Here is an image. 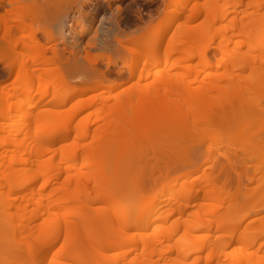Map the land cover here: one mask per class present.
Segmentation results:
<instances>
[{
    "label": "bare ground",
    "instance_id": "obj_1",
    "mask_svg": "<svg viewBox=\"0 0 264 264\" xmlns=\"http://www.w3.org/2000/svg\"><path fill=\"white\" fill-rule=\"evenodd\" d=\"M240 1L242 0H232V2L228 0L227 2L230 3L226 4L230 5L235 3V5H239L241 4ZM184 2L186 5L188 0ZM220 2L221 0H208L205 3L204 13L206 14L207 20L203 24L199 26H193L191 21H186L179 25L175 36H173V39L170 40L171 42L165 51L168 58H171L176 54L182 55L187 50L198 49L195 54L189 56L183 55L181 58L183 60H194L196 58L205 66H212L206 55L208 49L207 47L209 46L206 45V47H203V41L212 30L216 31V27L214 26L213 22L215 20L217 21L216 18L218 17L217 12L220 11ZM24 3L25 2H23V0H0V59L1 56L3 60H9L11 57V50L6 48L9 45L10 40H17V45H22L23 47H31L30 43L28 42L37 41L35 35L36 31L33 29L34 27L26 23L28 19L33 18L32 16L34 14L28 12L27 9H29L30 6L28 7ZM5 4H7L6 7ZM25 5L27 6V9H24L26 8ZM4 7L5 13L1 12V9ZM31 7L33 6L31 5ZM263 7L264 0H253L252 9L244 11L242 17L237 16L229 26H225L226 30L230 31V33L232 32L233 34L229 35L228 32L222 31L223 34H221L219 48L224 54L223 60H225L226 63L228 62V66L231 67L232 64V67H238L244 57L249 55L248 51H242L244 46H247L248 49L252 51L264 50ZM32 10L34 13V9ZM233 11L235 13L239 12V10ZM179 13L180 11L177 14L179 15ZM227 14H229L228 11L222 15V18H226ZM196 16V14L187 15V18L191 19ZM177 17L179 16H176L175 18ZM65 20L63 19L59 21L57 24L58 28H63L64 24L66 23ZM239 21H241V23H239ZM170 23H172V21H170ZM166 27L168 26L166 25ZM60 29L59 32L62 31ZM166 33H164V38V35H160V37L158 36L157 39H152L153 42H151V40L150 42L148 41L147 43H150L151 46H149V44L145 45L143 42L142 43L146 47L148 45L149 50H153L155 53H158L160 51V46L167 39ZM56 34H58L57 31ZM61 34L63 35V33ZM58 35L63 37L60 34ZM49 36L50 35L48 33L46 37L49 38ZM55 36L54 38L57 37ZM235 36L244 37L246 41L235 42V47L232 48L231 46L232 43H234ZM143 41L145 42L146 40ZM122 47L128 50H133L130 45L123 44ZM34 49L37 50V55H39L37 61L39 63L41 62V64H43V62L45 63L43 57L41 58L42 60L40 59L41 53L39 47H34ZM157 58L149 56V65L155 66L158 64L160 65V63H170L168 60H161ZM142 59L145 60V58ZM96 60L94 59L92 61L94 65L97 63ZM135 61L137 62V60ZM138 62L140 63L141 61ZM145 62L147 63V61ZM126 65L130 66L131 63ZM175 65L177 64L175 63ZM175 65L173 62L172 66ZM21 66L22 65H20V68ZM9 67L10 70H12L10 65ZM27 67L24 66L23 69H25L20 71L21 73L18 72L20 74L19 76L17 75L18 79H21V81L18 80L19 83L22 82L25 85L32 86L37 80V77L38 80H46L48 83L49 81L51 83L53 78L48 76V71L47 73L42 69L43 72H40L36 77V74H34L30 69L28 70L29 67ZM134 68L136 69L137 67L134 65ZM134 68L132 65V72L135 70ZM173 68L170 67V69L168 68L169 70H164L157 73V86H150V84H146L149 86L143 87L144 85L140 86L139 84L137 87L133 86L134 88L132 89L129 87L123 88L118 92V94H115L116 97L114 95L113 98L116 99H114L113 102L109 101V103H106L105 99H100V101L102 100V106L96 99V97H98L97 95H92L88 98H85V100L87 99L86 101L82 98L77 100V102L73 103L71 107L65 110L68 111L67 113L71 114L69 122L72 123L73 119H75L84 111H89L86 113V117L84 118L83 122L85 123H80L82 126L81 129H83L85 126H88L89 124H92L91 122L93 121L100 124L99 128L94 135H89L88 132L83 130L79 131L78 135L73 140L62 145L60 148L58 147L53 153L45 150H36L31 152L28 150L30 145L28 142H26V139H28L32 133V131L29 130L31 125L29 126L28 123L25 124L29 127V131H27L29 134L27 132L25 134L30 136L28 137V135H26L25 140L24 138L22 140L19 138L20 142L17 141L18 139L15 135H18L19 131L21 132L25 129L20 130L17 128V130H15V133L16 131L17 133L14 135L12 130L6 131L0 128V149L4 150L0 152V180H3V182L6 183L7 187L10 189L8 191H4L1 188L0 198L3 200L4 197L11 195L13 196L14 194L15 199H18V201L12 205L14 207L17 205L19 211L18 213L9 212L10 214L7 212L8 215L6 219L3 220V223L10 224V222L13 223L12 221L14 220V222H16L18 219L19 222L16 223H19V225H16L20 226L19 229L21 228L23 230L21 235L23 236L22 238L24 239L25 246L31 248L32 250H38V257L36 261L37 264H42L41 262L44 263V261H46L49 257H51L50 261L52 264H191L188 262V246L193 241V234H185L181 238L176 239V234L170 232V226L177 227L179 229L181 225L188 226L191 221L187 220V222H182L178 219L177 221L173 222L171 215L168 214L169 212H166L168 211L166 208V210L163 212L158 211L154 213L156 207L159 204L161 195L164 194L166 189L168 192H171L172 190H170V186L169 188L163 187L161 188L163 190H161L159 185L158 187L161 192L156 191L155 193L157 186L155 187V185L152 183L146 186L147 181L146 185L141 186L139 183L137 186L138 183H135V181H137L135 179H142L143 173L141 175V172L144 170L142 167L143 165H140L142 164L141 160H137V157L135 158V153L138 151L137 149H139L141 154L144 151L145 153L146 151H150L155 140L154 134L164 132L168 128L172 127L176 119L180 120L192 117L190 120L191 126L204 125L205 129L209 131H211L212 127L214 126L212 129V133H215L214 135L212 134L214 136L213 139L216 138L217 135H222L220 130L227 128L228 124H226V118L230 111H234L232 110L234 109L233 105L237 103L238 100L240 103H243L247 97V92H250L253 88H255L254 86L258 82L259 83L257 85L261 84L260 82L263 80L264 75L262 71L253 69L250 73L249 79L246 78V81L244 80L245 83L242 81L244 83L243 88V85L241 86V82L238 80L243 79L241 76L242 74H239L240 76L238 74L236 76L235 72L231 74V72H233L231 71L233 69L232 68L230 71H225L228 74V81H226L224 84L222 83V80H224L223 78L225 77H223L222 73V76H219V73H216V75L219 74L216 76L215 73L212 72V76H216V79L211 76L212 78L209 77L211 80L204 83V85L200 86L199 88H196L193 86V84H190L191 82H187L183 79H177V76L171 72ZM207 75L210 76L211 72L210 74H206V76ZM235 76L237 78H235ZM46 77H49V81L46 79ZM178 78L180 77L178 76ZM53 80L54 81H52L51 85L54 87L51 92L49 89L41 91V94L39 93L40 90L37 92L41 96V98L39 97L40 100L44 98L47 93H50V95L53 96V102L66 103L77 98L75 96L77 94L80 95L81 92H86V90L87 92H91L92 89V91L99 89L98 85V89H95L97 87L93 85L94 87L90 86L81 91H71L65 96H60L58 90L62 87L63 81H58L56 79ZM140 80L141 78H139V82ZM16 87L18 88L19 86ZM3 89L4 86H0V117L3 119L6 118V120H12V118L15 116H17V118L20 116H22V118H30L32 116L31 110H34L36 107L40 106L39 99L37 101L32 97V94L34 93L33 89L28 91L27 97L30 98L31 101L25 107L21 105H14L16 106L14 107L12 105V94H10L8 90L5 91ZM256 89L258 88H255L254 90ZM103 97L104 96L101 98ZM98 104L101 107L98 108L97 111H92ZM12 111H15V114ZM59 111L61 112L60 109L47 108L42 112V114L40 113V117L38 116L39 128L42 131H47L59 123L61 124V120H63L64 116H62V114V117H60ZM17 112L21 115L19 116ZM94 113H96V117H94ZM14 120L15 119L12 121L14 122ZM258 122L256 124H258ZM16 123L19 122L17 121ZM222 123L224 126L221 125ZM20 124L18 125L19 127ZM217 124H219L217 127L218 129H215V125ZM242 124L244 125V123H241V126ZM253 124L254 122L252 125ZM259 124L261 125H259V128L257 125L255 126L258 129L250 127L252 128L251 131H257L260 129L262 130V128H264L263 123L260 121ZM247 125L249 126V124ZM88 127H90V125ZM234 129L237 130L236 128ZM235 130L231 132H236ZM19 134L21 135V133ZM240 134L243 135L245 133L242 132ZM247 135L248 133L245 134V137ZM230 136L232 137V135ZM61 138L63 137H60V139L57 137L56 140H61ZM65 138L67 137H64V139ZM246 140L249 141L251 139L248 140L247 138ZM246 140L243 141L242 144V141L239 140L241 145L237 144L238 142L236 141V138L234 140L237 142L235 144L240 145V148L238 149L242 152V156L238 154V150L236 151L235 149L238 146L234 147L235 150H232V152H237H234V155L242 157L246 160L254 159L252 158L254 156L257 158L261 151H264V147L263 150L252 148L250 144H246ZM147 145H149V147ZM13 147H17V149H14ZM132 147H134L136 151L134 156L132 155L133 153L129 151L133 150ZM153 148L155 147L153 146ZM228 150L230 151L229 148ZM187 159L184 157V164H186L187 161L190 163V159ZM207 159L208 160L206 161L210 162L212 158L209 157ZM36 163L39 164L40 170H34V164ZM168 164L169 162H167V165L165 164L166 167L163 166V172L165 173L164 175L167 174L165 176L166 179L169 178L168 173H171L170 170H173L169 168L170 165ZM204 165H206V163ZM206 167L208 168V165ZM168 168L170 170H166ZM218 168H216L217 172H215L214 169V172H205L206 175L204 176L206 186L212 188L213 192H204L203 195H200V197L197 196L196 198L215 201L217 200V202L221 203L224 202V199H222L223 191L231 190V188L237 187V189L233 191V195L231 196L232 199L230 200L231 202H229V205L227 206L226 216L231 218L240 212V214H242V218H240L241 220L238 221L239 223H236L235 225L229 224L226 222L227 217L225 218V215H221L219 211L220 205L210 204L209 206H213L210 210V213L214 214L217 219L208 220V223L207 221H205V223H201L204 221V216L200 215L198 221L195 222L194 230L196 231L195 228H197L198 231L204 226L205 229L212 230L210 228L213 226L214 229L217 227V232H220V230L227 231L228 229L231 230L230 232L235 235L238 233V230L240 232L239 224L240 222L244 221L242 219L251 215V212L256 213L257 211L254 209H257V206L256 204V208L251 206L254 205L252 201V203L246 202L251 198V194L243 191L242 195H244V197H239L241 184L238 180L242 178H238V182L235 181V183L232 181L234 184H236L235 186L231 180L228 179V172L225 169L226 167L224 168V166H218ZM245 172V178L247 179L245 184L246 189L248 187L247 184L252 182V178L249 176L248 170ZM141 176L142 178H139ZM199 177H201V175L197 178ZM214 187H218V190L216 189V191H218L220 195H218V193L216 194ZM26 189H30L33 194L31 193L29 197L28 194L23 195V193L28 191ZM189 191H185L187 192L185 195L189 197L188 199H190V196L192 198L193 195ZM186 196H184V198H186ZM150 198L151 200L143 205V207L138 205ZM188 199L185 201L186 204L184 203L186 208L192 207L191 205L194 203L192 202L193 199ZM238 199L241 200V203L237 201ZM98 200L107 202V205L103 207H96L95 204ZM122 200H126L129 206L122 203ZM202 206V208L206 207L205 204ZM229 225L231 226L229 227ZM61 227L62 229H65V244L60 252H54V247L63 238V234L59 232L61 231ZM14 232L17 231L14 230ZM241 233L243 232H240V234ZM240 234L238 240L240 242L246 243V245H244L242 248L241 253H247L249 247L251 248L253 244L259 241L258 238H262V236L264 237V235L254 237V235L249 233H243L244 235L241 234V236ZM16 241H18V239ZM46 241L48 242L45 244ZM226 242L225 243L228 244L227 247L231 246L230 244L234 245L233 240H228ZM79 244H85V247L87 248L86 250L88 252H79L76 247L79 246ZM127 246L130 247L129 250L126 251V249H121L122 247L124 248ZM260 247H262V245H259V248ZM222 251L223 250H220V252L217 250L213 251V254L207 258L206 264L215 259L222 260L220 259V255L222 256ZM223 253L227 257V253ZM230 257L232 258V255H230ZM102 258H105L106 262L103 263L99 260ZM62 259H65L66 262H61ZM221 264L233 263L223 262Z\"/></svg>",
    "mask_w": 264,
    "mask_h": 264
},
{
    "label": "rangeland",
    "instance_id": "obj_2",
    "mask_svg": "<svg viewBox=\"0 0 264 264\" xmlns=\"http://www.w3.org/2000/svg\"><path fill=\"white\" fill-rule=\"evenodd\" d=\"M184 1L186 0H23V2H25L24 4H26L28 7H31V5L33 7L35 6L34 8L31 7L30 9L29 7V9H27V6L25 5L26 8L24 9H27L29 13L31 12L32 14H34L32 16L33 18L28 19L26 23L34 27L33 29H35L36 31L35 35L37 41L28 42L30 43L31 47H23L22 45H17V40H10L9 45H6V48H9L11 50V57L9 58V60H3L1 56L2 60L0 59V86H4L3 90H8V92L12 94L13 106H27V104H29V102L31 101V99L27 97L28 91H31V89H33L34 92L32 94L33 99L37 101L39 99L40 106L36 107L34 110H31L32 116L30 118H22V116H20L21 114L17 112L20 117L17 118V116H15L14 118H12V120L15 119L16 122L18 121L19 123H16L15 120L14 123L12 120H6V118L3 119L2 117H0V128L6 131L12 130L14 135L17 133V131L15 133V130H17V128L20 130L25 129L24 131H19L21 135L19 133L18 135H15L18 139L17 141H19L20 139L22 140L23 138L25 140L26 135L29 134L27 131L31 130V136L28 135V137H30H27L28 139H26V142H28V144L30 145L29 146L28 144H26L27 146H29L28 150L30 152L36 150H45L50 153H53L58 147L60 148L62 147V145L73 140L78 135L79 131H86L89 135H94L95 132H97L100 124L98 122L95 123L94 121V123L91 122L92 124H89L90 127H88V125L81 129L82 126L80 123L84 121L86 113H88L89 111H84L83 113L85 114L81 113L83 115L80 114L75 119H73L72 123L69 122L71 114L67 113L68 111L65 110H67L69 107H71L73 103L77 102V100H80L81 98L85 100V98H88L89 96L97 95L98 97H96V99L102 106L101 101L103 99L106 100V103H109V101L113 102L114 99H116L113 98L114 95L116 93L118 94V92L121 91L123 88L129 87L132 89L134 87H137L139 84L140 86L144 85L143 87L149 86L146 84H150V86H157V73L164 70H169L170 67H174L171 72L177 76V79H183L187 82H191L190 84H193V86L196 88H199L200 86L204 85V83L211 80L209 77H211L213 73H215V75L216 73L220 74H217L216 76L223 75V77L226 78H223L224 80H222V83L224 84L226 81H228V74L225 71H230L232 68L233 69L231 71L233 72H231V74L234 72L236 73V76L237 74H242L241 76L243 77V79L240 77L242 80H238L241 82L240 85H243V88L246 78L249 79L250 73L253 69H258L262 71L264 75V50L252 51L249 50L247 46H244L242 51H248L249 55H246L242 62H240L239 66L234 68V66L232 67V64L230 67L228 66V62L226 63V61L223 60L224 54L222 53V51H220L219 48L221 34H223V32H228L229 35L233 34L232 32L230 33V31H227L225 26H229L230 23L233 22V20H235L237 16L242 17L244 11L252 9L253 0H242L240 1L241 4L239 5H235V3L227 5L226 3H230L232 2V0H230V2H227L228 0H221L220 11L217 12V21L215 20L213 22L214 26L216 27V31L212 30L208 34V36L204 38L203 41V47H206V45L209 46L207 47L208 49L206 55L208 61L212 65L211 67L205 66L203 63H200L199 60L196 58L194 60H183L181 58L183 55L189 56L195 54L198 49L187 50L182 55L176 54L177 56L175 55L171 58H168L165 51L169 43L171 42L170 40L173 39V36H175V33L182 22L191 21L193 26H199L207 20L206 14L204 13V6L208 0H188V3L186 5L184 4ZM6 6L7 4H5V7ZM5 7L1 9V12L5 13ZM32 9H34V13L32 12ZM233 10H239V12L235 13ZM179 11L180 13L178 15L177 13ZM226 11H228L229 14H227V17L223 19L222 15ZM262 12L264 13V7ZM194 14H196L197 16L191 19L187 18V15ZM176 16L179 17L175 18ZM63 19H66V23L64 24L65 27L63 26V28L60 29L58 28L57 24ZM170 21H172V23H170ZM239 23H241V21H239ZM166 25L168 27H166ZM167 28L170 29L168 30ZM59 29L62 31L59 32ZM52 31H54L55 33ZM56 31L60 35H62L61 33H63V37L56 34ZM48 33L50 35L49 38L46 37ZM164 33H166L167 39L160 46V51L158 53H155L153 50H149L148 45L147 47L144 46V44H149V46H151L150 43L147 42H150V40L151 42H153L152 39L155 40L158 38V36L160 37V35H164V38ZM54 36L56 38H54ZM234 38L235 40L234 43H232V48L235 47V42L246 41L244 37L235 36ZM143 40L146 41L144 42ZM123 44L130 45L133 50L125 49L124 47H122ZM34 47H39L41 53L40 59L43 57L45 63L43 62V64H41V62L39 63L37 61L39 55H37V50L34 49ZM149 56H153L154 58H157L158 56L159 59L168 60L170 63H160V65L158 64L155 66H150L148 63ZM142 58H145V60ZM94 59H97L96 65L92 63ZM135 60H137V62ZM138 61L141 62L139 63ZM145 61H147V63ZM173 62L174 65L175 63L177 65L172 66ZM129 63H131V68L132 65L133 68L134 65L137 67L136 69L134 68L135 70L133 72L130 66L126 65ZM9 65L12 67V70H10ZM20 65H22L21 68ZM24 66H28V70L30 69L31 71H33V73L36 74V77L39 75L40 72L42 73L43 71H48L49 73H47L49 75H47L50 78L52 77L53 79H56L58 81H63L62 87L58 90L60 96H65L69 92L75 90L81 91L93 85L97 87L95 89H98L99 86V89L96 91H92V89L91 92H87V90L86 92H81L82 94H77L78 96H75L77 98H75L74 100L72 99L73 101L71 100L66 103L53 102V96L50 95V93H47V96L45 95L44 98L40 100L41 91H45L47 89H49L50 92L52 91L54 86H52L51 83L54 80L52 79L50 83V81L48 80L49 77H46L49 83L46 80L42 81L41 79L40 82L37 77V80L32 86L25 85L22 82L21 84L19 83L21 79L19 80L18 76L20 75L19 73H21L20 71H23L25 69H23ZM210 72L211 75L206 76V74H210ZM178 76L180 78H178ZM216 76L212 77L216 79ZM236 76L235 78H237ZM139 78H141L140 82ZM217 81L219 82L218 79ZM242 81H244V83ZM260 83L261 84L259 85L255 83L257 87L256 85L254 87L258 89L254 90L255 88H253L250 92H247V97L243 103H240L239 100L237 101V103L234 102V109H232L234 111H230V113H228L229 116L227 115L226 118V124L228 125L227 128L220 130L222 134L219 135L220 137L218 135L216 137L215 135L216 138L213 139V135L215 133H212V129L214 128V126L212 127L211 131L205 129L204 125L191 126L190 120L192 119V117H190L180 120L176 119L172 127L168 128L164 132L155 133V140L152 144V148L153 146L155 148H151V150L149 149L150 151H146V153L145 151H141V154L139 152V149H137V146V152L135 151L134 147H132L134 151L129 150L133 153V156L136 152L135 158L137 157V160H141L142 164L140 165H143L142 167L144 171L142 170L143 172H141V175L143 173V178L141 176L139 178L142 179H135L137 180L135 181V183H138L137 186L139 185V183L141 186H144L146 185L147 181L146 186H148L150 183L154 184L155 187L157 186V190L154 188L155 193L156 191H160V189L163 187L169 188L170 186V190H172L171 192H168L166 189L164 194L161 195L159 204L156 207L154 213L158 211L163 212L167 209L168 211L166 212H169L168 214L171 215L173 222L177 221L178 219L182 222H187V220L191 221L188 226L181 225L179 229L177 227L170 226V232L176 234V239L181 238L185 234H193V241L188 246V262L191 264H206L207 258L213 254V251L216 250L219 252L220 250H223L222 256L220 255V259L222 260L215 259L211 262H208V264H221L223 262L233 264H264V237L262 236L264 235V151H261L262 154L259 151V153L261 154H259V156L261 157L258 156L259 158H256V156H254L252 157L254 159L250 160L238 157L234 155L235 151L232 152V150L236 149V151L238 150V154L241 155L242 152L238 148H240L239 146L247 138L248 140H251H246V144H250L252 148H258L259 150H263L264 128H262V130L260 129L257 131H251L252 128L256 129L257 127L259 128L261 126V123L259 124L260 121L263 123L264 127V78ZM16 86L19 87L17 88ZM37 92H39L40 94ZM102 96L104 97L101 98ZM100 99L102 100L100 101ZM99 104L96 107L94 106V109L92 107V111H97V109L101 107ZM47 108H56L58 110L60 109V117L64 116V118L63 120H61L62 123H59L60 125L58 124L47 131H42L38 126V120L42 112ZM94 114V117H96V113ZM253 122L254 124L252 125ZM257 122L258 124H256ZM25 123H28V125H31L32 127L30 126L29 129V127ZM241 123H244V125L242 124L241 126ZM19 124L20 127L18 126ZM219 124L215 125V129H218L217 127ZM247 124H249V126ZM221 125H223V123ZM256 125L257 127H255ZM234 128H236L237 130H235ZM233 129L237 133L231 132L234 131ZM26 132L28 134H25ZM242 132L245 134L248 133V135L245 137V134H240ZM230 135H232V137ZM57 137L58 139H60V137L63 138H61V140H56ZM64 137L67 138L64 139ZM235 138L236 141L239 138V140L242 141L241 144L239 143V140L237 141L238 143L234 141ZM235 143L240 145H237ZM149 145L147 146L149 147ZM234 147L237 148L234 149ZM13 148L17 149V147ZM228 148L230 149V151L228 150ZM2 151L4 150L0 149V152ZM147 153L149 156L147 155ZM184 157L185 159H190V163L189 161H187L188 163L186 162V164H184ZM209 157L212 158L210 162L206 161ZM167 162H169L168 165L171 166H169V168L173 170H170L169 168L166 169L171 171V173L167 172L169 178L166 179L165 176L167 174L164 175L165 173L163 172V166H165V164L167 165ZM205 163L206 165H204ZM207 165L208 168L206 167ZM218 166H224V168L226 167L225 169L228 172L227 176L228 179L231 180V182L233 181L235 183L238 178H242L238 180L241 184L239 197H244V195H242V192L245 191L251 194V198L249 197L251 200L248 199L249 201L246 202H253L254 205L251 206L255 207V204L257 206V209H254L257 212H251L252 214L248 217L243 218L242 220L244 221L240 222L239 224L240 232L252 234L254 235V237L262 236V238H258L259 241L257 240L258 242L253 244L251 248L249 247L247 253H241L242 248L244 247V245H246V243L240 242L238 240L240 234L239 230L238 233H236L235 235L232 234L230 232L231 230L228 229V232L221 230L220 232H217L216 226L215 229L212 226L213 228H210L212 230L205 229V226L199 229L200 231H197V228H195L196 231L194 230L195 222L198 221L200 215L204 216V221L201 223H205V221H207L208 223V220L217 219L214 214L210 213V210L213 207L209 206L210 204L220 205L219 211L221 215H225V218L227 217L226 222L229 224L235 225L236 223H239L238 221H240V218H242V214H240L239 211V214L237 213L231 218L226 216L227 206L229 205V202H231V196L233 195V191H235L237 187L231 188L232 191L224 190L222 193V199H224V202L221 203L217 202V200L215 201L209 199L196 198L197 196L200 197V195H203L204 192H213L212 188L206 186L204 176L206 175L205 172L210 173L214 169V171L217 172L216 168H218ZM34 170H40L38 163L34 164ZM246 170H248L249 176L252 178V182L248 183V187L245 189V184L247 180L245 178ZM200 175L201 177L197 178ZM234 185L236 186V184ZM158 186L160 187V189ZM1 188L4 191L10 190L9 187H7V184L3 182V180H0V189ZM214 188L216 194L218 193V195H220L219 192L216 191V189L218 190V187ZM30 189H26L28 191L23 193V195L28 194L29 197L31 193L33 194ZM173 191L175 192V194ZM185 191H189L193 194H191L192 198L190 196V199H193L192 202H194L191 205L192 207H185V201L189 198L185 195V193L187 194V192ZM14 196L15 195L13 194V196L11 195L8 197H4L3 200L0 198V264H37L36 261L38 257V250H32L31 248L25 246L24 239L22 238L23 236L21 235L23 230L21 228L19 229L20 226L16 225H19V223H16L19 222L18 219L16 220V222H14L15 220L12 221L15 225L11 222L10 224L3 223V220L6 219L9 212H19L17 205H15V207L12 205L16 201H18V199H15ZM184 196H186L187 199L184 198ZM193 196L196 198V200ZM150 200L151 198L145 200L144 202L138 205L143 207V205H145ZM98 201H96V204L94 203L96 207H103L107 205V202H103L100 200ZM237 201L241 203V200L238 199ZM121 202L127 204L126 200H122ZM201 204H205L206 207L202 208L203 206ZM230 226L231 225H229V227ZM62 227L65 228L64 226ZM62 227L61 231L59 232L63 234V238L54 247V252H60L65 244V229H62ZM14 230L17 232H14ZM243 233L241 234L244 235ZM17 239L18 241H16ZM228 240H233L234 245L230 244L231 246L227 247L228 244H226V241ZM48 241H46L45 244ZM259 245H262V247L259 248ZM76 247L77 250L81 253L88 252L86 250L87 248L85 247V244H79V246ZM121 249H126L127 251L130 249V247H122ZM223 252L227 253H225L227 257L224 255ZM229 254L232 255V258ZM50 258L51 257L47 258L44 263H41L52 264ZM99 260L103 263L106 262L105 258ZM61 262L65 263L66 260L62 259Z\"/></svg>",
    "mask_w": 264,
    "mask_h": 264
}]
</instances>
